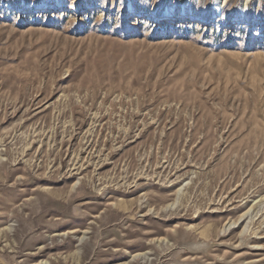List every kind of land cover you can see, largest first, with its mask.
Listing matches in <instances>:
<instances>
[{
  "label": "rangeland",
  "instance_id": "rangeland-1",
  "mask_svg": "<svg viewBox=\"0 0 264 264\" xmlns=\"http://www.w3.org/2000/svg\"><path fill=\"white\" fill-rule=\"evenodd\" d=\"M0 264H264V0H0Z\"/></svg>",
  "mask_w": 264,
  "mask_h": 264
}]
</instances>
